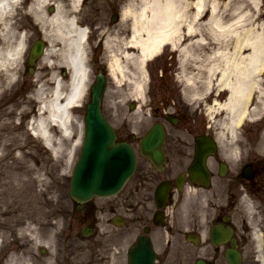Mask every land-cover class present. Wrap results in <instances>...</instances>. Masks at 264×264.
I'll use <instances>...</instances> for the list:
<instances>
[{"label":"flooded vegetation","instance_id":"af4514ba","mask_svg":"<svg viewBox=\"0 0 264 264\" xmlns=\"http://www.w3.org/2000/svg\"><path fill=\"white\" fill-rule=\"evenodd\" d=\"M27 2L23 0L21 6L25 8ZM128 2L81 0L78 4L76 23L87 31V64L94 76L107 74V37L112 33L111 45L118 53L117 44L129 37V24L120 27ZM53 3L46 8L48 14L55 10ZM62 3L69 6V0ZM14 21L16 31L26 36L20 86L27 81L25 75L30 69L31 80H41V63L45 64L42 83L49 81L51 64L59 61L49 53V29L42 30L24 10L18 11ZM38 42L44 52L31 67L27 61ZM53 45L60 50L59 43ZM56 73L64 81L70 75L64 64ZM159 94L162 97V92ZM222 97L219 103L204 101L198 105L193 100L184 105L182 101H167V97L152 99L151 103H159L154 116L166 130L164 162L156 167L139 155L138 143L145 132L137 136L119 133L118 140L130 144L137 154L133 175L117 195L75 204L77 226L64 228L67 240L78 241L74 247H87L84 263L78 259L82 249L78 254L69 249V261L59 255L36 260L35 255L46 252L42 248L31 251L29 263L45 264L52 258L53 264H262L264 119L250 117L233 132L223 130L226 115L217 105L224 101ZM202 172L207 173V182ZM158 189L165 191L163 200L156 196ZM84 241L91 242L90 247Z\"/></svg>","mask_w":264,"mask_h":264},{"label":"bare ground","instance_id":"6f19581e","mask_svg":"<svg viewBox=\"0 0 264 264\" xmlns=\"http://www.w3.org/2000/svg\"><path fill=\"white\" fill-rule=\"evenodd\" d=\"M22 1L0 0V98H3L5 85L16 86L18 83L17 68L25 54L26 36L16 31V22L12 20L18 11L24 10L33 16L42 30L49 29V53L55 54L57 59L59 57L56 65L68 67L70 77L64 81L58 75H51V88L39 85L30 97L26 95L19 102L22 109L16 117L20 121L23 118L25 135L31 136L33 142L37 139L43 148L58 155L63 150V142L69 140L72 142V154L80 146L82 135V125L73 114L84 106L88 83L84 45L86 29L76 23L81 0H69V6L62 0H28L25 8L21 6ZM50 2H54L55 10L48 14L46 8ZM121 14L120 27L129 24V37L118 41L120 44L117 42L119 53L111 45L112 33L105 41L112 50L109 70L116 81L126 80L129 88L142 98L147 63L169 50L175 54L176 68L185 82L194 83L188 71H204L206 78L203 85L209 92L208 97H213V103H219V98L224 97V101L217 104L226 115L222 122L223 130L233 132L250 117L257 116L258 121L264 119V103L251 107L259 85L258 78L264 71V0H129ZM58 41L62 42L60 50L53 48V43ZM197 60L206 63L198 67ZM214 76L215 84L212 81ZM193 92V87L186 88L188 95ZM192 95L196 98L199 94L195 91ZM13 103L19 105L18 102ZM2 116L1 110L0 119ZM4 116L7 118L1 123L0 132L11 125L10 116ZM74 123H78L79 127L76 137L73 134ZM17 134L11 133L9 137L2 138L7 141L0 143L1 158L15 149L20 150L18 147L23 144L20 138L18 147H14ZM17 152L13 157L18 164L32 157L28 152H20L18 157ZM15 162L10 164L11 168L5 166L6 170L9 168L10 179L19 186V196L26 189L29 191L27 194L32 195L34 187L30 185L37 183L32 173L38 174L41 169L32 167L28 160L23 167ZM39 176L43 177L39 182H43L44 176ZM7 196H11L10 190ZM3 216L5 214L0 211L1 220ZM15 219L11 216L2 220L5 228L1 237L10 227L14 231L22 228L23 223L22 226L20 223L10 225V221ZM51 229L48 228V231ZM56 235L50 234V240ZM261 261L264 264L262 258ZM16 263L18 259L14 255L6 260V264ZM45 264H53L52 258Z\"/></svg>","mask_w":264,"mask_h":264},{"label":"rangeland","instance_id":"374dc122","mask_svg":"<svg viewBox=\"0 0 264 264\" xmlns=\"http://www.w3.org/2000/svg\"><path fill=\"white\" fill-rule=\"evenodd\" d=\"M197 61L199 62L197 64L198 67L206 63H201L199 60ZM176 67V56L169 50H166L162 56L149 61L146 65L145 91L142 98H140L134 90L129 88V84L126 80H120V82L109 81V86L103 99L102 112L118 133L124 134L131 131L141 133L148 130L152 123L156 121L152 111H154L156 106H159L158 103H150V101L152 99L156 101L160 97L159 93L161 92L162 97L159 99L167 97V101L171 99L182 101L184 105H187L189 101L192 100L194 101L193 103L197 105L204 101L212 102L213 97H208L209 92H207L203 85V81H205L206 78V73L204 71H198V69H194L191 72L188 71V75L194 78V83L190 85L189 82H185L184 77L179 75ZM44 68L45 65L41 64L38 75L41 78L39 82H42L45 77V75L43 76ZM57 69L56 66L51 68V75H53ZM25 77L27 81L25 84L23 83L24 85L22 84L19 86V84H17L16 86L8 87L5 85L3 87L4 90H2L3 98H0V100H2L0 101V111L2 110L3 112L2 119L0 120L3 123L7 118L4 115H9L11 123L6 131L2 130V132H0V143L4 140L7 141L2 138L4 136L9 137L11 133H18L15 136L17 138V143L15 141L16 145L14 147H18V138L23 141L22 146L19 145L20 147H18L20 150L15 149V151H11L5 157H0V211L5 214V216L1 218L3 220L4 218L10 219L11 216H15L16 219L10 221V225L20 223V226H22L21 223H23L22 228H18L17 231H14L12 227H10L9 231L1 237L2 230L5 227L2 225V220L0 219V264L10 255H14L16 259H18V263L16 264H23L28 262V260L31 261L33 259L31 257V251H35L36 248L46 250L45 253H38V255H35V259L39 261H44V258L50 255H59L61 259L69 261V257H71L69 249L74 250L76 254L82 249L84 253L81 257L79 255L78 259L84 263L86 260L85 256L87 255V249L85 248L87 247L83 246L80 249L74 247V244H78V241H72L71 239L67 240L68 236L65 235L64 232V228L69 227V225L72 227L77 226L74 221L75 209L71 203H69L67 189L71 171L79 154L80 146L70 154L72 142L65 140L63 142V150L58 153V155H55L52 151L45 150L40 144V141L36 139L33 142L31 136L25 135L23 129L24 120L21 118L20 121V118L16 117L20 114V110L22 109V105L19 102L24 100L25 97L24 95H20V93L30 97L36 88V85L31 81V77L27 75H25ZM215 78L216 76L212 77L214 84ZM20 79L23 80V75L21 76V73H19V83ZM139 79H141V77H139ZM258 81L259 85L253 102L257 103V105L259 103H264V71L260 74ZM45 83H47V81ZM187 87H193L194 92L188 95L186 93ZM212 87H215V85ZM22 88L26 89L23 90ZM195 91L199 94L196 98L192 95L195 94ZM13 102H18L17 104L19 105L17 106ZM131 103L135 105L134 109L130 108ZM26 104L27 103H25V105ZM85 105L86 103H84L82 108L74 111L73 114L81 125L85 113ZM4 110H6L5 113ZM262 114H264V111ZM78 123H74L73 125L74 137L79 133ZM177 130L181 129L178 128ZM16 152L18 153V157L20 152H28L32 157H28V159L24 161L22 160L21 164H19L23 167V165H26L25 161L28 160L32 167L40 168L41 172L38 174L44 176L43 182H39V179L43 177H40L34 172L32 173V177H35L37 181L35 186L33 184L30 185L34 187L31 192L32 195L30 193L27 194V192H29L28 189H24L25 191L19 196L20 194L17 190L19 186L10 179V174L7 172L9 168H11L10 164L16 161L13 157ZM15 164L19 166L18 162H15ZM7 165L9 168L6 170L5 166ZM8 190H10L11 195L9 197L7 196ZM50 227L52 229L48 231ZM57 233L58 235L50 240V234L54 235ZM90 243L89 241H84L83 244L89 246ZM65 253H67V255ZM87 259L89 258L87 257Z\"/></svg>","mask_w":264,"mask_h":264},{"label":"water","instance_id":"95a60500","mask_svg":"<svg viewBox=\"0 0 264 264\" xmlns=\"http://www.w3.org/2000/svg\"><path fill=\"white\" fill-rule=\"evenodd\" d=\"M40 52L33 50L32 57L36 58ZM104 90V77L99 75L91 88V102L86 107L84 117V140L69 184V196L76 202L117 193L135 167L131 148L115 142L114 130L101 113ZM163 134L162 126L157 124L141 141V154L153 164L162 160Z\"/></svg>","mask_w":264,"mask_h":264}]
</instances>
